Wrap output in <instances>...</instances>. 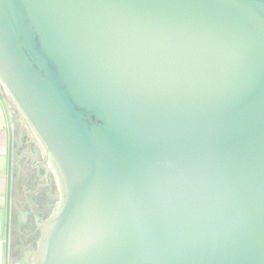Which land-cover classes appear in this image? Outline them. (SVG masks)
Here are the masks:
<instances>
[{
    "label": "water",
    "instance_id": "95a60500",
    "mask_svg": "<svg viewBox=\"0 0 264 264\" xmlns=\"http://www.w3.org/2000/svg\"><path fill=\"white\" fill-rule=\"evenodd\" d=\"M0 83L59 190L17 264H264V0H0Z\"/></svg>",
    "mask_w": 264,
    "mask_h": 264
},
{
    "label": "crops",
    "instance_id": "0c3cea01",
    "mask_svg": "<svg viewBox=\"0 0 264 264\" xmlns=\"http://www.w3.org/2000/svg\"><path fill=\"white\" fill-rule=\"evenodd\" d=\"M25 136L0 85V264H11L12 211H15L16 198H19L17 206L21 214L26 205L23 204L27 188L31 194L30 186L25 184L30 162L21 157L20 141Z\"/></svg>",
    "mask_w": 264,
    "mask_h": 264
},
{
    "label": "flooded vegetation",
    "instance_id": "af4514ba",
    "mask_svg": "<svg viewBox=\"0 0 264 264\" xmlns=\"http://www.w3.org/2000/svg\"><path fill=\"white\" fill-rule=\"evenodd\" d=\"M37 142H29L28 137L25 136L23 137V139H21L20 141V145H21V150L23 151V153L21 154L22 158L28 159V161L30 162V167H29V172L26 173V181L25 184L27 186H30V192H31V200L29 201L30 204H26V209H29L28 214H30L32 216V219L34 221H36L35 223L32 224L33 227V236L35 239V244H31L30 247L28 249H32L35 248L36 246V240H37V232H36V223H38L40 220H36L35 214L38 215L41 219H43L41 217V213L39 210L42 209V203L44 202V198L47 196V193L49 191V187L47 184V178H48V174L45 170V168L49 169L47 164H44V157L42 156L41 153H39L38 151H36V145ZM21 153V152H20ZM19 153V155H20ZM42 169H44V173H42ZM39 178H41V186L39 184ZM28 191V188H27ZM32 205L37 206L38 207V212H36ZM24 210V207H23ZM22 214V213H21ZM18 214L17 217V228H21L22 224L25 223V219L24 216ZM33 222V221H32ZM31 228V227H30ZM18 229V230H19ZM31 231V229L28 230V232ZM33 239V240H34ZM30 251V250H29ZM24 257V258H23ZM23 263L24 264H32L33 262V255L32 254H23ZM32 257V258H31Z\"/></svg>",
    "mask_w": 264,
    "mask_h": 264
},
{
    "label": "rangeland",
    "instance_id": "374dc122",
    "mask_svg": "<svg viewBox=\"0 0 264 264\" xmlns=\"http://www.w3.org/2000/svg\"><path fill=\"white\" fill-rule=\"evenodd\" d=\"M0 85H1V88H2L3 93H5L6 101H8L9 106L11 107L12 111L14 112V114L18 118L19 127L22 129L23 133H26V136L28 137L29 142H37L36 139L33 137L32 133L30 132L28 126L26 125L24 119L21 117V115H19L17 113V111L15 109V105L11 101V98L9 97V95L7 94V92L5 91V89L3 88V85L1 83H0ZM37 145L38 144L36 143V145H35L36 151H38L39 153L42 154V150H41L40 146L39 145L37 146ZM45 170H46V172L48 174V178H49V173L48 172H52V171H51L50 168L49 169L45 168ZM52 176L55 177V175H54L53 172H52ZM56 183H57V181H56ZM39 184H40V186L42 185L40 179H39ZM20 192H22V191H20ZM17 195H18V192H17ZM30 198H31V195L29 194L28 191H26L24 193V204L23 205L30 204V202H29L31 200ZM18 199L19 198H16V204H15V211H16L17 214L19 212V208L17 206V202H19ZM32 207H33V209L36 212H38V207L37 206L32 205ZM26 208L27 207L25 205L24 206V210H22V212H21L22 213L21 215L24 216V213H28V211H29L30 208L29 209H26ZM39 211L42 214V209L39 210ZM16 213H13V217L16 216ZM33 223H35V221L32 219V216L30 214L25 215V223L22 224V227L18 230V232H20L21 235H19V238L16 237V243L15 244H13V230H14V227H12V232H11L12 249H11V256H10V263L11 264H13V259H15L14 256H13V254H14V252H13V246H14L15 250H17V252L19 253L21 251V249H20L21 246H23L25 244L24 247L28 248L27 246L29 244V241H32L34 239L33 233L32 234H28L30 232V231L28 232L29 229L33 230V227H32V224ZM21 256H22V253L19 255L20 258L16 257V258H18V260H17L18 262L21 259Z\"/></svg>",
    "mask_w": 264,
    "mask_h": 264
},
{
    "label": "trees",
    "instance_id": "16d2710c",
    "mask_svg": "<svg viewBox=\"0 0 264 264\" xmlns=\"http://www.w3.org/2000/svg\"><path fill=\"white\" fill-rule=\"evenodd\" d=\"M48 173H49V178H47V184L49 187V191L47 193V196L44 198V202L42 203V215H41V217L43 219H46L49 217V215L51 214V211H52V209H53V207H54V205L57 202L58 197H59V190H58V186H57L55 177L52 176V172H48ZM32 232H34V231L31 230L28 234H32ZM31 244H35V239L32 241H29V244L27 247L29 248ZM24 245L20 247L21 251L19 253L17 252V250H15V248L13 246V252H14L13 256L15 258L16 263L18 262L17 261L18 258H20L19 255L24 250L28 249V248L24 247ZM16 257H18V258H16Z\"/></svg>",
    "mask_w": 264,
    "mask_h": 264
}]
</instances>
